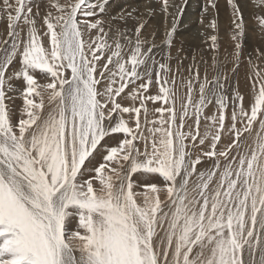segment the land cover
I'll list each match as a JSON object with an SVG mask.
<instances>
[{"label":"snow or ice","instance_id":"obj_1","mask_svg":"<svg viewBox=\"0 0 264 264\" xmlns=\"http://www.w3.org/2000/svg\"><path fill=\"white\" fill-rule=\"evenodd\" d=\"M2 3L0 264H264L259 68L252 65L255 79L249 76V106L234 89L229 117L228 75L215 56V75L201 78L198 65H190L179 95V69L157 61L154 41L141 38L145 21L134 35L117 27L109 42L113 29L95 18L108 0H48L43 15L36 0ZM227 3L234 73L244 25L239 6ZM168 8L164 0L166 17ZM126 17L132 12L119 19ZM257 20L264 29V16ZM208 26L215 31L216 20ZM175 29L173 17L163 45L171 46ZM207 40L215 51L217 36ZM14 61L18 67L10 69ZM153 84L158 91L149 94ZM125 99L132 103L125 106ZM149 102L161 104L152 119ZM209 105L216 112L205 115ZM254 130L248 143L244 134ZM224 135L230 142L220 147ZM207 161L210 167L198 168Z\"/></svg>","mask_w":264,"mask_h":264},{"label":"bare ground","instance_id":"obj_2","mask_svg":"<svg viewBox=\"0 0 264 264\" xmlns=\"http://www.w3.org/2000/svg\"><path fill=\"white\" fill-rule=\"evenodd\" d=\"M10 2L14 3L15 0H10ZM36 2L39 3L41 15H43L49 7L48 0H36ZM59 2L65 3L66 0H59ZM92 2H95V0H92ZM213 3L215 4V8L208 5L207 0H168L169 15L166 17L163 11L164 0H108L103 14L98 13L95 18H100L105 21L104 27L106 31L110 27L113 29L108 37L109 42H112L113 37H115V29L117 27L121 31L129 29L131 31L128 34L134 35V28L139 20L145 21V27L141 31V38L147 40L149 43L154 41L157 47L154 48L153 54L157 61L167 62L173 73H176L177 69H179V73L176 76V88L179 95H183L186 92V88H183L180 84V79L183 77L185 81L187 80L190 65L194 63L198 65L201 78H203L205 72H207L208 79H211L215 75L213 69V57L215 56L222 74L226 73L228 75L224 91L230 97L229 103L231 102L232 91L238 88L239 92L244 96V106L247 108L249 106L248 101L251 98V92H249L250 85H252L249 76L255 79L252 65L259 68L261 75L264 76V55L257 54V49L261 53H264V29H261L257 20V16H264V4L258 6L253 0H234V3L241 10L244 35L241 40L242 52L239 59V67L233 73V53L235 50L234 41L232 40L234 32V26L232 24L233 10L227 3V0H213ZM205 9L207 10L205 11ZM35 10L36 8L34 6L33 11L35 12ZM52 11L55 13L54 9ZM150 11L151 14H149ZM127 12H132V17L136 19L132 17H126L124 20L119 19L121 13L126 14ZM173 17H175L176 23L173 41L171 46H165L162 44V41L165 32L172 26ZM212 19H215L217 23L215 31L208 26ZM40 24L41 21L38 20V28ZM95 35V31H93L92 36L94 37ZM210 35L217 36V47L215 51L211 47V41L207 40V37ZM6 37L7 17L3 12L2 0H0V40ZM87 38L86 34L85 39L87 40ZM43 40L47 44V38L44 37ZM146 48L147 45L145 50ZM166 57L167 59H165ZM249 59H251V65L249 64ZM205 61L207 62L206 64L204 63ZM17 65L18 62L14 61L13 66L17 67ZM37 76L39 79V74ZM157 91L158 86L153 84L150 87L149 94L156 93ZM196 98H198V93L196 94ZM131 103L127 99L123 102L125 106ZM159 103H148L150 110L158 107ZM230 105L226 109L227 115L231 112ZM205 111V115L207 113L213 114L216 112V109L212 105H209V108ZM227 123H230V121ZM202 130H204L203 126L201 127ZM117 137L120 136L117 135ZM105 140L107 141L108 138H105ZM117 142L109 141V146H115ZM229 142L227 137H222L220 147H223ZM210 165H200L198 168L204 170L210 167ZM86 166L91 167L87 163ZM137 179H143V177H138ZM155 182L159 183L158 180Z\"/></svg>","mask_w":264,"mask_h":264},{"label":"rangeland","instance_id":"obj_3","mask_svg":"<svg viewBox=\"0 0 264 264\" xmlns=\"http://www.w3.org/2000/svg\"><path fill=\"white\" fill-rule=\"evenodd\" d=\"M13 65H14V64H13ZM11 67H12V66H10V69H11ZM13 67H16V66H13ZM17 67H18V65H17ZM14 84H15L17 87H20V86H21V83H20L19 81H14ZM251 84H252V82H251ZM251 89H252V85H250V90H249V92H251ZM126 90H127V89H126ZM153 94H156V93H153ZM122 95H123V94H122ZM117 99L119 100V97H118ZM124 101H125V100H123L122 103H123ZM249 101H250V100H249ZM249 101H248V103H249ZM16 103H17L18 105H17ZM136 103H137V105H138L139 102L137 101ZM149 103H150V104H153V103H151V102H149ZM158 103H159V102H158ZM15 104L17 105V107L20 106V105H22V100L19 99V98H17L16 101H15ZM159 104H160V103H159ZM159 104H158V107L161 106V105H159ZM229 104H231V102H230ZM149 106H150V105L148 104L147 107L149 108ZM177 107H179V106H177ZM230 107H231V105H230ZM208 108H209V106H208L205 110H207ZM149 110H150V108H149ZM205 112H206V111H205ZM17 115H18V113H17ZM157 115H158V114H157ZM207 115H211V114H208V113H207ZM228 116L230 117V114H229ZM152 118H153V117H152V115H151V110H150L149 119H152ZM141 120H142V123H143V116L141 117ZM229 121H230V120H229ZM227 122H228V121H226V123H227ZM257 127H258V125H255V126H254V129L257 128ZM201 132H203V130H202ZM113 135H114V136H117V135H118V136L122 137V134H116V135L113 134ZM244 135H245V137L247 138V142L251 143L252 138L255 136V130L251 133V135L248 134V133H245ZM222 137H227V136L224 135V136H222ZM227 138H228V137H227ZM226 144H227V143H226ZM226 144H225V145H226ZM225 145H224V146H225ZM233 154H235V153H233ZM86 163H87V162H86ZM209 163L211 164V161L202 162L201 165H206V164H207V165H210ZM198 166H200V165H198ZM92 175H94V173H92ZM157 180H158V182H160V181L162 180V178H159V177H158ZM139 190H141V189H138V191H139Z\"/></svg>","mask_w":264,"mask_h":264}]
</instances>
